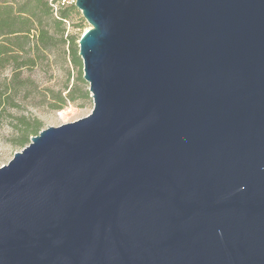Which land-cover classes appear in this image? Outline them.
Instances as JSON below:
<instances>
[{
  "label": "water",
  "instance_id": "obj_1",
  "mask_svg": "<svg viewBox=\"0 0 264 264\" xmlns=\"http://www.w3.org/2000/svg\"><path fill=\"white\" fill-rule=\"evenodd\" d=\"M92 112L0 167V264H264V0H76Z\"/></svg>",
  "mask_w": 264,
  "mask_h": 264
},
{
  "label": "trees",
  "instance_id": "obj_2",
  "mask_svg": "<svg viewBox=\"0 0 264 264\" xmlns=\"http://www.w3.org/2000/svg\"><path fill=\"white\" fill-rule=\"evenodd\" d=\"M54 12L50 0H0V110L18 106L15 99L19 93L29 94L33 81L24 77L23 71L38 66L48 51L66 44L68 49L63 52H68L71 63L83 65L77 43L81 36L69 33L67 28L68 22L73 24L72 16L81 12L75 4L61 7L58 16ZM79 96L75 89L66 95L58 93L50 105L62 109L67 101L73 102ZM18 120V139L25 145L29 136L41 131L42 123L26 116Z\"/></svg>",
  "mask_w": 264,
  "mask_h": 264
},
{
  "label": "rangeland",
  "instance_id": "obj_3",
  "mask_svg": "<svg viewBox=\"0 0 264 264\" xmlns=\"http://www.w3.org/2000/svg\"><path fill=\"white\" fill-rule=\"evenodd\" d=\"M71 22L72 26L67 24L68 32L78 36H82L90 27L86 20L82 21V14H74ZM81 23L83 26H79ZM59 47L48 51L47 58L38 66L23 71L24 77L33 81V86L29 87V94L22 92L16 96L18 106H6L0 110V167L8 164L16 152L22 151L30 143L32 135L27 144H20L16 129L19 117L39 120L43 130L74 122L92 112L94 102L89 84L83 78V65L71 63L68 52H63L68 49L66 44ZM9 73L6 71V75ZM73 89L80 95L75 101H67L62 109L50 105L54 102V95H66Z\"/></svg>",
  "mask_w": 264,
  "mask_h": 264
},
{
  "label": "built area",
  "instance_id": "obj_4",
  "mask_svg": "<svg viewBox=\"0 0 264 264\" xmlns=\"http://www.w3.org/2000/svg\"><path fill=\"white\" fill-rule=\"evenodd\" d=\"M50 3L54 7L55 15L58 16V11L61 7H64L70 4H75L76 0H50ZM68 25L70 26L69 22H68Z\"/></svg>",
  "mask_w": 264,
  "mask_h": 264
}]
</instances>
